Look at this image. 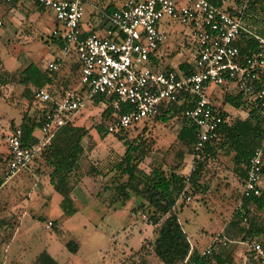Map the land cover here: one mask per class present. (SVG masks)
<instances>
[{
  "label": "rangeland",
  "instance_id": "obj_1",
  "mask_svg": "<svg viewBox=\"0 0 264 264\" xmlns=\"http://www.w3.org/2000/svg\"><path fill=\"white\" fill-rule=\"evenodd\" d=\"M93 1L103 9L109 0ZM89 8L88 5L84 6L83 21L87 19ZM55 23L52 12L47 10L42 12L32 0H10L7 3L0 0V75L4 80V83L0 84V178L4 176L2 170L5 135L19 125L23 116L32 114L35 109L36 114L39 113L40 105L33 103L29 94H25L26 87L19 82L20 70L28 63H34L43 69L46 63L54 58V54H58L55 45L48 39ZM164 27L171 34L183 31L184 35H187L186 39L189 38L187 28L176 21H169ZM184 51L183 56L174 54V60L181 62V59L185 61L190 59L188 51L186 49ZM63 59L52 73V89L60 93L76 88L78 84L77 71L71 70L77 59L75 52H69ZM218 93L213 94L210 99L213 105L221 104V93ZM103 109H105L104 103L89 102L71 118L74 125L88 128V134L81 140L82 154L78 159L76 172L69 175V181L74 184H77L81 177L86 179L78 186L80 191L85 190V192L83 191L79 198L76 197L77 209L71 218L60 219L62 227L60 235L54 232L53 222L48 219H57L60 213L58 206L60 195L50 191L45 203L40 201L38 195L36 196L37 188L39 192L44 193L39 186L44 183L39 179L41 174L43 175V171H40L42 164L37 159L29 166L31 175L22 171L13 178L14 181L19 182L18 185L8 186L2 181L0 263L6 259L5 264H36V261L41 260L43 249L46 247L54 259L62 264L138 262L136 253L132 252L130 256H124V253L129 249L132 251L138 249L142 240L138 230L145 227L144 222L147 223L145 215L147 208L145 202H141L134 194L129 191L121 192L116 188L125 181L116 170L110 169L111 163L118 160L124 149L119 138L131 140L138 136V141L144 143L143 157L138 165L144 173H148L155 165H161L165 172L177 166V172L187 176L191 170V158L176 140L180 126L178 118H170L165 123L153 119L145 121L142 125L144 130L140 133L141 126L108 134L104 132V127L111 123V119L100 117ZM222 109L231 110L229 113L232 119H242L245 115L243 111H232L226 104L222 105ZM142 123L139 122L138 125ZM95 125H101V132L95 131ZM231 155L224 149H217L215 156L205 161L201 172L199 183L205 187V191L186 190L179 195L176 216L187 238L197 244L194 249L198 252L213 234L222 233L227 238L240 242L245 230V225L234 215L240 206L242 186L241 180L233 172ZM91 168L94 170L92 171ZM36 173L38 181L41 180L37 182V187L33 179ZM260 178L262 184L259 185L263 189L264 174ZM1 192L4 196L6 192L18 193L19 201L29 199L26 207L33 216L32 218L26 216L20 220V231L12 240L9 238L13 223L5 221L2 215ZM90 194L99 197L90 198ZM107 203H111L110 207L106 205ZM140 203L142 206L139 205ZM132 209L138 210L139 215L133 213ZM247 209V217L250 220L258 223L259 226L264 225V207L257 211L250 205ZM47 222H50L47 226L49 229L44 228ZM69 229L72 231L65 232ZM154 236L155 234L150 235L148 240H144L145 251L150 249ZM257 237L264 241V231H261ZM67 240L80 243L76 254H71L65 249L63 244ZM243 250L244 246L240 243L230 245L225 250L227 255L231 256V264L238 263ZM12 260L15 263H10ZM145 262L163 264L152 255L148 256Z\"/></svg>",
  "mask_w": 264,
  "mask_h": 264
},
{
  "label": "built area",
  "instance_id": "obj_2",
  "mask_svg": "<svg viewBox=\"0 0 264 264\" xmlns=\"http://www.w3.org/2000/svg\"><path fill=\"white\" fill-rule=\"evenodd\" d=\"M32 1L52 12L56 23L48 38L60 43L58 54L44 66L45 72L50 75L63 57L73 51L79 64V82L76 88L55 97L45 87L33 90V101L43 108V122L37 129L42 142L23 145L19 127L5 135L4 180L27 170L53 133L97 96H103L105 107L111 109V123L104 127L108 134L151 120L168 105L184 104L181 116L195 130L192 165L197 163L204 142L216 137L222 122L223 109L217 110L210 101L214 89L236 87L244 100L256 102L264 109V38L252 35L257 47L242 60L237 59L238 48L233 44L248 34L241 19L245 3L226 10L207 0H126L103 14L112 29L100 37L82 34L84 0ZM163 18L188 28L193 41L189 60L192 71L182 73L168 68L158 58L157 51L167 40L166 33L159 28ZM35 133L36 130L32 136L36 138ZM263 152L264 138L248 159L241 191L244 196H255L260 191ZM49 225L47 222L46 226ZM235 243L244 246L236 264H264V241L257 237L236 242L215 234L199 256L210 264L212 255ZM190 252L189 247L177 264H191Z\"/></svg>",
  "mask_w": 264,
  "mask_h": 264
},
{
  "label": "trees",
  "instance_id": "obj_3",
  "mask_svg": "<svg viewBox=\"0 0 264 264\" xmlns=\"http://www.w3.org/2000/svg\"><path fill=\"white\" fill-rule=\"evenodd\" d=\"M207 1L214 6L221 7L222 1L225 0ZM232 2L234 4L233 7H239L242 3H245L241 19L248 34L244 37L241 36L233 43L238 48L237 59L242 60L243 57L257 47L252 35L264 38V0H232ZM36 6L40 10H44L37 4ZM231 8L227 7L225 9L231 10ZM111 10H113L111 5L103 9L106 13ZM107 28L112 29L108 25ZM50 41L59 48L60 43L54 41L52 38H50ZM73 64L71 70L77 71L78 83L79 64L77 60ZM177 70L182 73L192 71L191 62L183 61L177 66ZM52 73L48 75L44 69H40L34 63H28L20 70L19 82L26 87L25 94H29L30 99H33V90L41 87H45L50 95L55 97L60 92L52 89ZM2 83H4V80L0 75V84ZM216 90L214 89L213 92ZM218 90L221 93V104L216 105L217 110L221 111L222 105L227 104L237 111H243L245 115L242 119H232L226 111H221L222 122L218 126L216 137L204 142L199 153V159L197 163L192 165L193 167L187 176L179 174L177 172V166L171 167L168 172H165L161 165L152 166L148 173L141 171L138 165L143 157L144 143L138 141V136L136 139L133 138L131 140L120 137L119 139L122 141L124 147L123 152L117 161L111 163L110 169L116 170L119 176L125 178L124 183L116 187L117 190L121 192L129 191L138 197L141 202H145L147 208L145 212L147 223L154 227L153 232L155 234L150 246V252L163 264H177L188 253L189 244L182 230V226L178 222L173 206L179 195L186 190L193 192L205 191V187H202L203 185L199 183L205 161L209 157H214L217 149H224L228 153H231L233 172L241 180V186H243L248 159L254 148L264 138V109H261L256 102L244 100L241 91L236 87H228V85H225ZM104 101L103 96H97L93 98L91 103L97 104L98 102L103 103ZM33 103L36 105L37 102L33 101ZM184 107V104L181 103L168 105L166 108L160 110L153 120L165 123L170 118H178L180 126L176 134V140L185 148L186 155L192 158L195 152L193 150L195 130L194 126L181 116ZM121 110H123V107H121ZM38 111L39 113L36 114L35 109L32 114L23 116L17 126L21 131L23 145L37 143V139L32 136V133L43 122V108L41 105ZM100 117L112 119L111 109L108 105L101 111ZM144 123L145 121L141 125L133 127L137 128L141 126V128L139 127L140 133L144 130V126L142 127ZM94 129L98 133L101 132V125H95ZM87 134L88 128L81 125H74L70 120L53 133L32 160L34 162L37 159L47 169L48 183L53 191L60 195L61 200L59 206L65 216H70L75 212L69 198L74 182L69 181V175L76 172L77 162L82 154L81 140ZM261 159L263 162L262 175L264 174V152ZM3 161L5 162V155ZM91 170L93 171L94 169L91 168ZM2 181H4V176L0 178V184ZM139 205L142 206L141 203ZM250 205L254 206L257 211L264 207L263 189L260 188L258 195L255 196H244L242 192L240 194V206L234 215L240 223L245 225L243 235L240 237L241 242L257 237L261 231H264V225L259 226L258 223L247 217V208ZM136 211V209H132V212ZM243 217H245V222H242ZM230 240L235 241L233 238ZM65 247L70 253H75L76 251V245L72 241H68ZM225 250V248H222L219 254L212 255L209 263L231 264V256L227 255ZM147 253L148 250L145 251L144 245L141 244L136 253L138 262H130L128 264H143L144 256ZM41 257L38 264H59L52 258L47 257L44 253ZM189 260L191 264L207 263V260L199 256V252L194 250H191Z\"/></svg>",
  "mask_w": 264,
  "mask_h": 264
},
{
  "label": "crops",
  "instance_id": "obj_4",
  "mask_svg": "<svg viewBox=\"0 0 264 264\" xmlns=\"http://www.w3.org/2000/svg\"><path fill=\"white\" fill-rule=\"evenodd\" d=\"M97 1V0H96ZM124 1L126 0H114V2L112 0H109L107 5L106 6H109L111 5V8L112 9H116L118 8ZM136 1H140V0H136ZM97 2L93 1V0H84L83 1V13H84V6L85 5H88L90 8L88 9L87 11V19L85 21L81 20V24H80V29L82 31V34H88V33H93L97 36H100V37H103L105 36V31L108 29L107 28V24H105V20L103 18V14L106 13L103 11V9L106 7H104L103 9H100L97 5H96ZM226 3V4H225ZM225 4V5H224ZM234 4L232 2V0H225V1H222V4H221V7L222 8H227V7H233ZM38 8V7H37ZM39 9V8H38ZM40 10V9H39ZM42 12L45 11V10H41ZM82 18H83V15H82ZM169 21H173V20H170L168 18H163L162 20H160L159 22V28L164 31L166 33V36H167V40L160 46V48L158 49L157 51V56L160 60L163 61L164 65L166 67H170V68H174L176 69L177 66L182 63L183 61H185L184 59H181V62H177V60L175 61L174 58H173V55L176 54L177 56H181L183 53H185L184 49H186L187 53L189 54L190 56V59L192 57V53H193V41L192 39L190 38L189 34H188V39L187 38V35H184L183 31H179V32H172L173 34H171L170 32H167L164 28L165 25H167L169 23ZM55 26V24H54ZM54 28V27H53ZM187 28V27H186ZM188 30V28H187ZM189 33V31H188ZM49 39V38H48ZM53 43V42H52ZM54 44V43H53ZM55 45V44H54ZM55 50L57 51L58 53V48L57 46L55 45ZM56 55V54H54ZM53 55V56H54ZM52 56V57H53ZM183 56V55H182ZM190 59H188L187 61H189ZM64 60V59H63ZM62 60V61H63ZM167 60V61H165ZM51 61V60H50ZM49 61V62H50ZM48 63V62H47ZM44 69V67H43ZM219 92V90L217 89V91H215L213 94H217ZM213 94H211L210 96V99H212L213 97ZM219 94V93H218ZM227 105V104H226ZM229 108L232 109V111H237L235 109H233L232 107H230L229 105H227ZM85 108V107H84ZM83 108V109H84ZM231 110H227L226 112L231 115L229 112ZM79 112V111H78ZM75 115V114H74ZM73 115V116H74ZM72 116V117H73ZM72 120V119H71ZM18 126V125H17ZM36 139H37V142H42V136L41 134L37 131L36 129ZM45 144V143H44ZM191 162H192V158H191ZM33 163V162H32ZM191 164V163H190ZM192 165V164H191ZM30 166V165H29ZM46 171H45V170ZM40 171H43V175L41 174V177L39 179L43 180L44 183L40 184L39 186L42 188V190H44V193L43 192H39V189L37 188L36 189V196L38 195L39 196V199L42 203H45V198L46 196H48L50 194V191L53 192V189L52 187L49 185L48 183V178H47V169L45 167H41ZM23 172H26L27 174L31 175L30 172H31V168L28 167L27 170H24ZM37 172V171H36ZM22 173V172H20ZM263 175V174H262ZM16 176V175H15ZM13 176L12 178L8 179V180H4L3 183L4 185H8L11 186L12 185H18L17 183L19 182H16L14 181V177ZM37 173H36V177H34V182H36V185L35 187H37V182L39 183L41 180L38 181V177H37ZM261 179V178H260ZM84 180H86L84 177H81L80 180L77 182V184H74V186L72 187V190L69 194V198L72 202V205L74 207V209L76 210V204H75V201H76V197L79 198L81 195H82V192L83 191H80V189H78V186L82 184V182H84ZM262 181L260 180V184ZM261 188V186H260ZM7 189V188H6ZM264 189V187H263ZM75 194V196L73 195ZM1 195L3 196L2 197V204H1V212H2V215L3 217L5 218V221H10L13 223L12 225V231H11V236L9 238V240H12L13 238H15L18 234V232L20 231V220L26 216H32L31 215V211L30 210H27L28 208L26 207L28 204H29V199L28 200H23V201H19V197H18V193H9V192H6L5 193V196L2 194L1 192ZM87 196V195H86ZM93 198V197H99V196H96V194H90V198ZM179 198V197H178ZM178 198L173 206V209L176 211V208L178 207ZM60 200H61V197L58 201V206H59V203H60ZM111 204V203H110ZM110 204H106L108 207H110ZM60 208V206H59ZM179 209V208H178ZM132 211V210H131ZM75 213V212H74ZM73 213V214H74ZM135 214H138L139 215V212L138 210L136 212H133ZM72 214V215H73ZM65 216L62 212V210L60 209V213L57 215V219H52V218H48L49 220H51L53 222V225H54V232L55 233H59L60 235V232H62V227H61V220L60 219H66V220H69L71 218V216ZM33 217V216H32ZM31 217V218H32ZM46 219V221L48 220ZM179 222V221H178ZM46 223V222H45ZM180 224V222H179ZM181 225V224H180ZM144 226L145 227H141L142 229L138 230L139 231V234L142 238V240L140 241V245L139 247L141 246V244H143L144 240H148L150 235H153L154 232H153V229L154 227H151L149 225V223L147 224L146 222H144ZM45 229H49V227L46 226L45 224ZM84 228V227H82ZM183 230V229H182ZM68 231H72V230H66L65 232H68ZM184 232V231H183ZM185 234V232H184ZM222 234V233H220ZM214 235V234H213ZM211 235V237L213 236ZM186 236V234H185ZM210 237V238H211ZM56 237H54L55 239ZM209 238V240H210ZM258 238V237H257ZM186 239H187V242L189 244V247L191 248V250H194V247H197V244L195 243H192L186 236ZM209 240L208 242L205 244V246L209 243ZM68 241H72L75 243L76 245V251L75 253H71V254H76L77 251H78V248H79V242L78 241H73V240H67L66 242H64V247H65V244L68 242ZM204 246V247H205ZM138 247V249H139ZM203 247V248H204ZM66 249V247H65ZM137 250L135 251H132L131 249H129V251H127L126 253H124V256L128 255L130 256L131 254L133 253H137ZM67 250V249H66ZM202 250V248H201ZM68 251V250H67ZM69 252V251H68ZM133 252V253H132ZM198 252V251H197ZM43 253L49 257V258H52L53 260L54 257L52 256L51 252L48 250V247H46L45 249H43ZM154 256L151 252H150V249L148 250V253L144 256V262L143 264H146L145 260L148 256ZM135 256L137 257V254H135ZM155 257V256H154ZM156 258V257H155ZM157 259V258H156ZM158 260V259H157ZM56 261V260H55ZM15 263V261H11L10 263ZM57 262V261H56ZM6 263V259L5 261H2L0 264H5ZM59 263V262H58ZM36 264H38V262L36 261ZM59 264H62V263H59Z\"/></svg>",
  "mask_w": 264,
  "mask_h": 264
}]
</instances>
